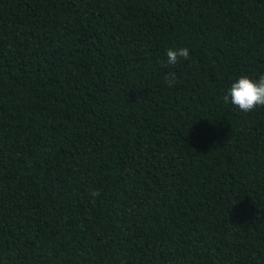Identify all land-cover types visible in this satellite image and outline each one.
I'll list each match as a JSON object with an SVG mask.
<instances>
[{
	"label": "trees",
	"instance_id": "trees-1",
	"mask_svg": "<svg viewBox=\"0 0 264 264\" xmlns=\"http://www.w3.org/2000/svg\"><path fill=\"white\" fill-rule=\"evenodd\" d=\"M262 74L264 0H0V264H264Z\"/></svg>",
	"mask_w": 264,
	"mask_h": 264
},
{
	"label": "clouds",
	"instance_id": "clouds-1",
	"mask_svg": "<svg viewBox=\"0 0 264 264\" xmlns=\"http://www.w3.org/2000/svg\"><path fill=\"white\" fill-rule=\"evenodd\" d=\"M190 51L187 47L169 48L166 50L165 66H175L181 61L190 60ZM168 87L177 83L176 74L168 73L164 77ZM225 103L231 104L242 113H250L257 107H264V74L258 79H252L247 75L240 76L223 97ZM93 197L99 195L98 191L91 193Z\"/></svg>",
	"mask_w": 264,
	"mask_h": 264
}]
</instances>
